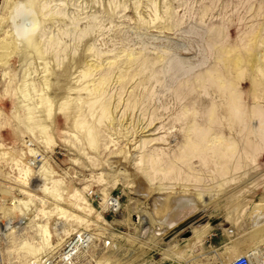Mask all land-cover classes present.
<instances>
[{
    "label": "rangeland",
    "instance_id": "374dc122",
    "mask_svg": "<svg viewBox=\"0 0 264 264\" xmlns=\"http://www.w3.org/2000/svg\"><path fill=\"white\" fill-rule=\"evenodd\" d=\"M2 2L0 47L12 40L17 50L0 63V264H44L80 235L75 264H231L252 248L264 257V245L249 248V213L264 199V0H37L19 8H31L28 18L14 20ZM30 28L44 55L21 49L20 32L26 37ZM254 37L256 59L234 77L224 54ZM44 76L51 84L42 88ZM101 76L105 85L93 92ZM226 81L246 106L237 122L221 90ZM43 97L52 105L46 118ZM193 142L201 147L195 154ZM224 142L234 147L222 158L215 148ZM128 149L133 161L123 158ZM42 164L59 182L61 203L43 190L45 171L34 172ZM197 190L207 201L201 217L229 220L226 230L190 240L199 223L188 238L154 236L157 193ZM73 194L91 211L74 209ZM106 197L118 200L116 212ZM55 205L78 219L57 215ZM29 241L40 245L36 257L22 244Z\"/></svg>",
    "mask_w": 264,
    "mask_h": 264
},
{
    "label": "bare ground",
    "instance_id": "6f19581e",
    "mask_svg": "<svg viewBox=\"0 0 264 264\" xmlns=\"http://www.w3.org/2000/svg\"><path fill=\"white\" fill-rule=\"evenodd\" d=\"M3 2V4L5 5V6H9V8L11 9V13H13L12 14V17L10 18V19H12V20H14V19H16V18H18V17H20L21 19H22V17L23 18H28V15H29V13H30V9L28 8V10L26 11H22V12H20V10H19V8L21 7V5H24V4H27V5H29V7L31 6H33V3L34 2H36L37 0H2ZM54 1V0H53ZM39 2L40 1H38V4H39ZM37 4V5H38ZM26 5V6H27ZM35 5V4H34ZM49 5V4H48ZM1 7V6H0ZM23 7H25V6H23ZM4 8V7H3ZM34 8V7H33ZM37 8V7H36ZM17 9V10H16ZM24 9V8H23ZM41 10V9H40ZM38 13V12H37ZM39 14V13H38ZM35 15V14H34ZM11 16V15H10ZM34 17V16H33ZM31 18H32V16H31ZM33 19V18H32ZM34 19H35V17H34ZM33 19V20H34ZM37 19V18H36ZM39 19V18H38ZM42 19V18H41ZM47 19V18H46ZM49 20V19H48ZM32 21V20H31ZM32 22H35V21H32ZM41 23V22H40ZM34 24V23H33ZM36 24V23H35ZM36 25H38V24H36ZM36 28V27H35ZM24 29V28H23ZM31 29V28H30ZM30 29H28V30H30ZM22 30V29H21ZM35 30L36 29H31V31H29V34L27 35L26 34V37H25V35H23L24 33H25V31L24 32H20V30H19V32H20V34H22V36H24V38H25V41L24 40H22V41H24L25 42V45H22V48L21 49H23V50H29L30 52H32L31 54L32 55H35L36 53L37 54H41L40 52H37L38 50V48L36 47V44H35V42H34V32H35ZM17 32V31H16ZM17 34H18V32H17ZM16 34V35H17ZM8 35V34H7ZM21 36V35H20ZM22 36L20 37V38H22ZM13 37V36H12ZM17 37H18V35H17ZM16 39V38H15ZM19 39V38H18ZM47 39V38H46ZM4 43L2 44L3 46H1L0 48L1 49H3V51L2 52H0V60L1 61H4V62H0V63H4V64H6L8 61V58L13 54V52L15 51V50H17V45L16 46H14V42L11 40V41H3ZM13 42V43H12ZM43 42V41H42ZM23 43V42H22ZM41 43V42H40ZM257 44H258V38L257 37H254L253 39H252V42H250L247 46H245V48L243 49V51H236L235 49L234 50H230V51H228L227 53H225L224 54V58H225V61H226V68H228V69H231V70H233V72L235 73L234 74V77H235V75H236V77L237 78H241V76H242V73H244L243 72V67L244 66H248V68L250 67L249 66V59L250 58H253L255 55H256V51L258 50V46H257ZM38 45V44H37ZM42 46V45H41ZM41 48V47H40ZM0 49V50H1ZM20 49V50H21ZM20 50H18L17 51V53L19 52L20 53ZM23 50H22V53H24V54H22L21 56H24V57H27V55H29L30 54V52L28 53L27 51V54H26V52L24 51L23 52ZM40 50H42V49H40ZM35 53V54H34ZM45 53V52H44ZM21 54V53H20ZM36 54V55H37ZM43 54V53H42ZM41 54V55H42ZM41 55H38L39 57L41 56ZM44 55V54H43ZM61 55V54H60ZM37 56V57H38ZM31 57V56H30ZM259 57V56H258ZM262 57V56H261ZM29 58V57H28ZM41 58V57H40ZM43 58V57H42ZM47 58V57H46ZM79 58V57H78ZM255 58V57H254ZM38 59V58H37ZM72 59H74V58H72ZM256 59V58H255ZM260 59H262V58H260ZM260 59H258L256 62H258V64H260L259 63V61H260ZM252 60V59H251ZM42 61V60H41ZM77 61V60H76ZM71 62V61H70ZM74 62V61H73ZM41 63V62H40ZM49 64V63H48ZM3 65V64H2ZM75 65V64H74ZM82 65V64H81ZM252 66H253V64H251ZM257 65V64H256ZM65 66V65H64ZM259 67H260V69L262 70V72H264V63H261L260 65H258ZM77 67V66H76ZM87 67V66H86ZM96 67H98V66H96ZM95 67V68H96ZM45 68V67H44ZM78 68V67H77ZM82 68V67H81ZM92 67L91 66H89L88 67V69H87V71L89 72L90 70L89 69H91ZM258 68V67H257ZM250 69V68H249ZM260 69H258L259 70V72L261 71ZM53 70V69H52ZM38 71V70H37ZM45 71V70H44ZM47 71V70H46ZM45 71V72H46ZM69 72V71H68ZM76 72V71H75ZM85 72V71H84ZM83 72V73H84ZM88 72H85L84 74L85 75H87V73ZM249 72V71H248ZM262 72H260V74L262 73ZM42 73V72H41ZM44 73V72H43ZM60 73V72H59ZM29 74V73H28ZM46 74V73H45ZM50 74H52V73H50ZM54 74V73H53ZM61 74V73H60ZM89 74V73H88ZM93 74V73H92ZM259 74V73H258ZM259 74V75H260ZM262 74H264V73H262ZM44 75V74H43ZM49 76H51V75H49ZM258 76V75H257ZM41 77V76H40ZM66 77V76H65ZM81 77V76H80ZM22 78V77H21ZM50 78V77H49ZM49 78H48V76L47 77H45L44 76V78L41 80L42 82H41V85L40 86H42V88L43 87H48L49 86ZM242 78H243V76H242ZM262 78H264V77H262ZM23 79V78H22ZM52 79V78H51ZM62 79V78H61ZM32 80V79H31ZM57 80V79H56ZM94 80V79H93ZM208 80V79H207ZM236 80V79H235ZM262 80H264V79H262ZM105 81H106V77H104V76H101L100 78H99V80H98V83H97V86L96 87H93L94 89L92 90L93 92H94V90L97 92V91H99V88H100V90H101V88L103 87V85H105L104 83H105ZM108 81V80H107ZM234 81V80H233ZM237 82H239V81H237ZM17 83V82H16ZM58 83V82H57ZM56 83V84H57ZM218 83V82H217ZM221 83V82H220ZM51 84V83H50ZM251 85V89L253 88V89H256L257 87H258V83H257V81L256 80H254V81H252V84H250ZM51 86V85H50ZM81 86V85H80ZM28 87V86H27ZM56 87V86H55ZM82 87V86H81ZM234 87L235 86H233V83L232 82H230V81H226V82H224L223 84H222V86H221V90L223 91V92H225L226 93V95H227V104H228V111H229V114L234 118V119H236V122H237V118L239 119L241 116L243 117V115H244V112H247L246 111V106L244 105V104H242L241 102H240V98H239V95H238V93L235 91V89H234ZM19 89V88H18ZM33 90V89H32ZM44 90V89H43ZM57 90V89H56ZM70 90H72V88L70 89ZM69 90V91H70ZM74 90L77 92V94L81 91L82 92V90H85V88H80V89H75L74 88ZM73 90V91H74ZM74 91V92H75ZM218 91V90H217ZM249 91V90H248ZM66 92V91H65ZM68 92V91H67ZM71 92V91H70ZM95 92V93H96ZM99 93V92H98ZM68 96V95H67ZM46 97V96H45ZM74 99V98H73ZM67 101H69L68 100V98H67ZM65 101H63V103L61 104V106H60V110L61 111H65L66 110V108L68 107H66L65 108V106H66V103L68 104L69 102H66V103H64ZM42 103L43 104H45L44 106H45V108H46V110L45 109H43V111H45V118L46 117H49L50 116V114H51V106L49 105V100L47 99V98H44L43 97V100H42ZM41 103V104H42ZM73 103V102H72ZM71 103V104H72ZM244 103V102H243ZM42 104V105H43ZM51 104V103H50ZM71 104H70V106H71ZM256 106V105H255ZM255 106H253V108L255 107ZM41 108V107H40ZM103 108H104V106H103ZM103 108H102V110H103ZM248 109H249V107H247ZM252 108V107H251ZM108 106L106 105L105 106V108H104V110L102 111V112H104L105 113V111H107V113H108ZM255 109V108H254ZM253 109V110H254ZM250 110V109H249ZM252 110V111H253ZM66 111H68V110H66ZM228 111H227V113H228ZM254 111H256V110H254ZM253 111V112H254ZM43 113V112H42ZM66 113H68V112H66ZM66 113H64V114H66ZM72 113V112H71ZM107 113H105V114H107ZM259 113V112H258ZM248 115H250V114H248ZM261 115V114H260ZM40 116V115H39ZM74 116V115H73ZM72 116V117H73ZM245 116V115H244ZM33 117V116H32ZM68 117H70V116H68ZM78 117V116H77ZM228 117H230V116H228ZM246 117V116H245ZM257 117H259V115L257 114ZM66 118H67V114H66ZM232 118V119H233ZM254 118H256V117H254L253 115H252V117H249V119H250V122H252L253 124L255 123V119ZM71 118H69V120H70ZM73 119V118H72ZM231 119V120H232ZM258 120V119H257ZM66 121V120H65ZM40 122V121H39ZM61 122V121H60ZM245 122H247V121H245ZM248 122H249V120H248ZM44 123V122H43ZM239 123V122H238ZM262 123V121L259 119V125ZM74 124H75V122H74ZM256 125V124H255ZM252 128H253V125H252ZM260 128V127H259ZM41 129V128H40ZM61 130V129H60ZM43 131V134H45L44 135V143L46 144V146L47 147H51V144L53 143V142H55V141H52L51 140V138L49 137V136H47L48 134H47V131H46V129H45V127L43 128L42 127V130H41V132ZM254 132V131H253ZM257 133V132H256ZM259 134V133H258ZM202 138H203V136H202ZM208 141V140H207ZM59 143V142H58ZM93 143V142H92ZM233 144V143H232ZM55 146V145H54ZM135 146V145H134ZM207 147V146H206ZM233 147L234 146H232V145H229V144H225V142H224V144H220V147H219V149H216L215 148V150H217V151H215V155H218V156H221L222 158H224L225 156H227V154H229V153H232L233 152ZM200 148L201 147H199V145L197 144V142H193V143H191L190 145H189V151L191 152V153H197L198 151H200ZM204 150H205V148H204ZM246 150L247 151H249V152H253V150H254V145L251 143V142H249V143H247L246 144ZM30 152L32 153L33 151L32 150H30ZM131 153V150L130 149H128V151H125L123 154V158H124V160L125 159H127V157H129L128 159L129 160H131V161H133V159H135V158H132V156H133V151H132V153ZM127 154H130V156H127ZM231 155V157H232V154H230ZM146 157V156H145ZM35 158V157H34ZM120 159V158H119ZM127 159V160H128ZM145 159V158H144ZM131 161H130V164H131ZM135 161V160H134ZM141 162H143V161H141ZM145 162V161H144ZM147 162V161H146ZM126 163V162H125ZM123 164V163H122ZM224 164H225V161H224ZM229 164V163H228ZM228 164L227 165H225L226 167L228 166ZM41 165V164H40ZM235 166V165H234ZM222 167V166H221ZM225 167V168H226ZM28 168V170H30V168L29 167H27ZM144 168V167H143ZM225 168H223V169H225ZM230 168V167H229ZM232 168V167H231ZM146 169V168H145ZM226 169H228V168H226ZM35 170L36 171H34L36 174H39L40 175V173L42 172H44L43 174L44 175H42V176H44V177H41V179L43 178V180H44V185H43V190L45 191V192H47V193H49V194H51V196H52V198H54L55 200H63L62 199V195H61V193H60V188L58 189V187H59V182L58 181H54L53 179H52V172H50V171H47V169L44 167V165L42 164V166H37V168H35ZM141 170H142V168H141ZM144 170V169H143ZM142 170V171H143ZM145 171H147V170H145ZM144 171V172H145ZM224 171H226V170H223V172ZM220 172V171H219ZM27 173V172H26ZM119 174V173H118ZM145 174V173H144ZM148 174V173H147ZM225 174H227V173H225ZM126 175H128V174H126ZM146 175V174H145ZM223 175H224V173H223ZM113 176V175H112ZM144 176V175H143ZM222 176V175H221ZM145 177H147V176H145ZM150 177V176H149ZM117 178V177H116ZM148 180V179H147ZM47 181H49L53 186H51V187H47L46 186V182ZM120 181V180H119ZM129 181V180H128ZM117 182V181H116ZM121 182V181H120ZM126 182V181H125ZM146 182V181H145ZM219 185H220V183H219ZM62 186V185H61ZM160 189V188H159ZM165 190V189H164ZM199 190H201V189H199ZM159 191V190H158ZM188 191V190H187ZM195 191V190H194ZM198 191V190H197ZM202 191V190H201ZM164 192V191H163ZM163 192H160V193H157V195H159V194H161L162 195V197H157L158 198V204L160 205V207H158V209L156 210L157 212H156V215H153V213H151V215H152V217L153 218H155V224H154V227H155V229L156 230H154V232H153V234H154V236H158V237H160L161 238V240L163 241L164 240V238L166 237V235L168 234V232H170L174 227H176L178 224H180V223H182L183 221H185L187 218H190V217H195V216H197V217H199V218H201V216H203V213L205 212L204 211V207L205 206H207L206 205V197L203 195V194H200L201 192L200 191H198V193L196 192L195 194H191V192H189L188 194L185 192V193H163ZM200 192V193H199ZM204 192V191H203ZM249 192V191H248ZM63 194V193H62ZM166 194V195H165ZM28 195H30V194H28ZM207 196V195H206ZM29 197H31V196H29ZM244 197V196H243ZM51 198V199H52ZM73 199V202L72 203H70V205L74 208V209H78V211L79 210H87L88 212H90L91 211V208H90V206L86 203V201H84V199L83 198H80V196H78L77 194H73V195H71L70 196V199ZM71 199V200H72ZM210 199V198H209ZM211 200V199H210ZM61 201H60V203H61ZM108 201H109V199H108V197H106V199H105V203L106 204H108ZM244 203V202H243ZM246 204H249L250 202H245ZM24 205H27V203H23ZM63 204V203H62ZM111 204H113V205H115V203L113 202V203H111ZM245 204V205H246ZM83 205V206H82ZM150 205V204H149ZM241 205H243V204H241ZM254 206H252L253 207V211L251 212V215H250V213H249V216H250V219H251V222H252V226H253V231H251L252 233H251V237H250V241L251 242H253V245L252 246H249V248L250 247H253V246H255V245H264V199H262L261 200V202L258 204H253ZM240 207V206H239ZM245 207V206H244ZM244 207H242V208H244ZM13 208V207H12ZM246 208V207H245ZM54 209V208H53ZM55 209H56V214L57 215H59V216H61V217H66V218H70V217H73V218H76V219H78V217H76L75 215H73V214H71V213H69L68 211H66V210H64V209H62V208H60L58 205L56 206L55 205ZM241 209V208H240ZM247 209V208H246ZM11 210V209H10ZM153 210H154V208H153ZM245 210V209H244ZM243 209H242V211H244ZM233 211V210H232ZM236 211V210H235ZM240 211V210H239ZM150 213V212H149ZM206 213V212H205ZM237 213H238V210H237ZM86 214V213H85ZM91 214V213H90ZM247 214V213H246ZM55 215V214H54ZM206 215V214H205ZM234 215H236V214H233L232 216H234ZM240 215H242V214H240ZM53 216V215H52ZM60 217V218H61ZM151 217V216H150ZM230 217H231V214H230ZM241 217V216H240ZM247 217V216H246ZM233 218V217H232ZM237 218V217H236ZM152 219V218H151ZM228 219H230L229 217H228ZM75 220V219H74ZM82 220V219H81ZM143 220V219H142ZM152 220H154V219H152ZM231 220H233V219H230V221ZM151 221V220H150ZM229 221V220H228ZM228 221H226V222H228ZM235 221V220H234ZM238 221V220H237ZM86 222V221H85ZM206 222V221H205ZM226 222H224V221H221L220 223H217V224H212V221L211 220H209V221H207L206 223H200V224H203L202 225V227H200V229L199 230H197L196 231V233L194 232V237L193 238H191L190 240H196V239H199V238H202V236H205L207 233H209L210 231H212V230H214V229H217V228H222V229H224V230H226V227H227V225H225V223ZM84 223V222H83ZM145 223V222H144ZM153 223V222H152ZM234 223H236V222H234ZM232 224H233V222H232ZM249 224H250V222H249ZM43 227V236H44V238H45V240H46V242H48V238L50 237V232H48V230L46 229V227H47V223L45 224V226H42ZM194 227V226H193ZM251 227V226H250ZM160 232V233H159ZM31 239H33V238H31ZM61 242H62V240H61ZM164 242V241H163ZM169 242H172V240L171 241H169ZM169 242H167V243H169ZM165 243V242H164ZM23 244V246H26L27 248H29L28 249V252H31L32 253V255L34 256V257H36L37 255H38V253L40 252V245H39V243H37V244H32V243H30V241L29 242H24V243H22ZM74 246H75V244H74ZM76 247V246H75ZM254 250H258V249H255V248H252V249H249V251L248 252H246V254L245 255H249L252 259H253V264H264V257H261L258 253H256V251H254Z\"/></svg>",
    "mask_w": 264,
    "mask_h": 264
},
{
    "label": "built area",
    "instance_id": "2783aa9c",
    "mask_svg": "<svg viewBox=\"0 0 264 264\" xmlns=\"http://www.w3.org/2000/svg\"><path fill=\"white\" fill-rule=\"evenodd\" d=\"M113 202L115 203V205L111 204ZM107 207L111 212H116L119 209L118 200L109 198ZM82 239L85 240L86 237L83 238V236L80 235L77 239L66 242V244L58 250V255L56 256V258L52 259L47 257L44 264H75L79 242ZM74 244L76 247L74 246ZM231 264H253V259L249 255H240L235 258Z\"/></svg>",
    "mask_w": 264,
    "mask_h": 264
},
{
    "label": "water",
    "instance_id": "95a60500",
    "mask_svg": "<svg viewBox=\"0 0 264 264\" xmlns=\"http://www.w3.org/2000/svg\"><path fill=\"white\" fill-rule=\"evenodd\" d=\"M205 221L206 220L205 218L203 219V217H201V219L197 216L187 218L185 221L178 224L170 232H168L163 241L167 243L173 240L174 238L178 237L179 235H181V238H188L191 236V231L188 230L199 223H205ZM217 223H219L217 220L212 221V224Z\"/></svg>",
    "mask_w": 264,
    "mask_h": 264
}]
</instances>
